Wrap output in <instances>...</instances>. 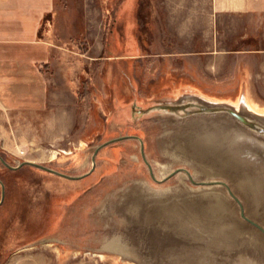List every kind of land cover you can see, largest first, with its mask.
<instances>
[{
  "label": "rangeland",
  "instance_id": "374dc122",
  "mask_svg": "<svg viewBox=\"0 0 264 264\" xmlns=\"http://www.w3.org/2000/svg\"><path fill=\"white\" fill-rule=\"evenodd\" d=\"M253 4L56 0L52 25L76 36L52 41L76 59L43 69L44 116H0V264H264V0ZM207 131L235 137L207 158L191 148ZM213 191L228 212L208 211Z\"/></svg>",
  "mask_w": 264,
  "mask_h": 264
},
{
  "label": "crops",
  "instance_id": "0c3cea01",
  "mask_svg": "<svg viewBox=\"0 0 264 264\" xmlns=\"http://www.w3.org/2000/svg\"><path fill=\"white\" fill-rule=\"evenodd\" d=\"M55 4L56 0H0V116L2 117H7L3 115L4 111L10 112L8 116L15 117H41V112L44 116V112L52 109L50 103L55 98L50 92L51 78L43 74V69L45 67L59 69L61 65L66 69L69 66L68 59H76L75 55H71L76 54V50L71 51L72 48L68 50L60 42L52 41V37L55 36L63 39L76 36L75 33H68L66 24L57 25L61 19H55L56 24L52 25L51 20L54 17L52 19L51 17ZM214 6L216 12L256 11L253 0L252 3L249 0H214ZM187 21L191 22L189 19ZM182 34L177 35L184 36ZM190 34L188 36H192L193 32ZM204 34L203 31V37ZM187 53L206 54L204 51L199 53L194 50ZM78 166L82 170L85 164L81 161ZM159 197L162 198V194ZM138 206L144 208L145 213L147 212L146 205L141 201ZM113 244L115 243L109 240L102 243L106 246V250H111Z\"/></svg>",
  "mask_w": 264,
  "mask_h": 264
},
{
  "label": "bare ground",
  "instance_id": "6f19581e",
  "mask_svg": "<svg viewBox=\"0 0 264 264\" xmlns=\"http://www.w3.org/2000/svg\"><path fill=\"white\" fill-rule=\"evenodd\" d=\"M218 133L219 132H217V134ZM221 133H223V134L220 135V139H216V137L212 136L211 132L207 131L206 132L207 136L205 138V141H206L205 145L200 146V147L191 145V148L194 149L195 151L201 153L202 156L204 155L207 158H209L208 156H213L212 154L214 153V155H215L216 151H218V149H217L218 143H216L217 141L220 143L221 142L225 143L224 141H229L230 138H232L231 140H234V137H235L234 134L230 135V133L228 131L227 132H221ZM231 143H232V146L234 147L235 143H233V141ZM231 143H230V146H231ZM231 150H232V153H230L231 157L228 158V163H229L228 165L233 166V167L237 168L238 170H240L242 167V164H241L240 159L238 158L239 150L237 151L235 147L232 148ZM222 157H225V155L224 156L222 155ZM221 159H222V161L225 160L224 158H221ZM250 185L251 186L253 185L252 181L249 182V187H250ZM202 197L204 199H207L209 202H211V206H209L210 208L208 207L209 208L208 211L210 213L212 212L215 214H217V213L222 214V213L229 211V204H228L227 200L224 198L223 194H221L220 192L213 191V192L203 193ZM114 247H117L116 244H113L110 248L114 249Z\"/></svg>",
  "mask_w": 264,
  "mask_h": 264
},
{
  "label": "water",
  "instance_id": "95a60500",
  "mask_svg": "<svg viewBox=\"0 0 264 264\" xmlns=\"http://www.w3.org/2000/svg\"><path fill=\"white\" fill-rule=\"evenodd\" d=\"M25 164L35 166V167H37V168H39V169H42V170L47 171V172H49V173H52V174L58 175V176H60V177H64V178H66V179H75V178H73V177H70V176H68V175L62 174V173H60V172L54 171V170H52V169H49V168H47V167H45V166H42V165H38V164L33 163V162H26Z\"/></svg>",
  "mask_w": 264,
  "mask_h": 264
},
{
  "label": "flooded vegetation",
  "instance_id": "af4514ba",
  "mask_svg": "<svg viewBox=\"0 0 264 264\" xmlns=\"http://www.w3.org/2000/svg\"><path fill=\"white\" fill-rule=\"evenodd\" d=\"M0 163H3V165H5V166H8V164L6 163V161L5 160H3V159H0ZM12 172L15 170L13 167H11V166H9L8 167ZM7 187H6V185L4 186V188L2 189V194H3V196H4V194L6 195V192H7V189H6Z\"/></svg>",
  "mask_w": 264,
  "mask_h": 264
},
{
  "label": "trees",
  "instance_id": "16d2710c",
  "mask_svg": "<svg viewBox=\"0 0 264 264\" xmlns=\"http://www.w3.org/2000/svg\"><path fill=\"white\" fill-rule=\"evenodd\" d=\"M176 107H178V106H176ZM157 109H159V108H157ZM178 109H180V107Z\"/></svg>",
  "mask_w": 264,
  "mask_h": 264
}]
</instances>
